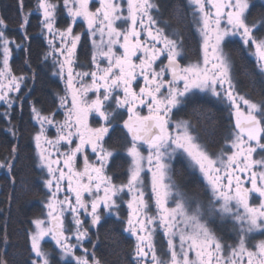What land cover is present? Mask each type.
<instances>
[{"label":"snow or ice","instance_id":"snow-or-ice-1","mask_svg":"<svg viewBox=\"0 0 264 264\" xmlns=\"http://www.w3.org/2000/svg\"><path fill=\"white\" fill-rule=\"evenodd\" d=\"M260 2L258 18L250 20L251 0H189L202 37L203 58L202 64L198 60L184 66L181 33L161 25L156 0H126V8L125 0H98L94 9L91 0H62L69 21L65 28L58 26L60 0H37L33 10L42 17L39 24L48 43L45 59L52 58L53 74L65 88L63 95L57 94L63 120H56L55 113L42 114L34 105L31 108L39 125L33 139L36 166L44 177L42 215L46 219L31 221L29 264H102L92 229L98 227L103 213L120 219L119 200L124 195L128 214L123 231L135 238L134 264H264V239L255 243L254 250L247 246L248 234L264 233V97L254 101L240 93L232 59L224 50L229 38L238 37L241 50L254 57L264 77V0ZM19 4L23 14V0ZM77 20L91 38L93 67L87 71L75 67L81 40L72 27ZM27 22L25 18L20 25L25 39ZM6 28L0 18V106H4L0 115L15 136L11 112L17 105L22 109L30 77L17 76L10 67L11 47L20 43L9 38ZM49 36L58 37L60 46ZM26 66L31 67L28 61ZM197 92L209 102H226L234 119L217 154L200 143L186 121L176 118ZM89 93L95 98L89 99ZM113 100L115 107L109 111ZM121 109L128 114L123 127L131 137L126 150L130 165L126 182L117 184L106 171L112 152L104 138ZM90 114L103 123L91 127ZM50 128L56 131L54 138L48 135ZM89 147L94 160L87 155ZM17 153L18 146L13 145L11 159L0 161V169H8L13 185ZM78 155L83 156L82 169ZM181 156L206 183L207 208L199 202L193 207L192 197L173 180L172 162ZM145 162L151 173L150 198L145 196L142 179ZM252 194L258 196V204L250 202ZM215 216L233 221L236 242L226 245L216 235L210 227ZM82 217L88 218L87 224ZM157 232L166 239V254L157 250ZM46 240L54 248L46 249ZM0 243H8L6 231L0 233ZM0 264H7L2 255Z\"/></svg>","mask_w":264,"mask_h":264},{"label":"flooded vegetation","instance_id":"flooded-vegetation-1","mask_svg":"<svg viewBox=\"0 0 264 264\" xmlns=\"http://www.w3.org/2000/svg\"><path fill=\"white\" fill-rule=\"evenodd\" d=\"M15 1L17 23L14 20L15 17L12 18L13 20L9 17V7L7 4H5L4 6L6 19L3 18L7 25L6 32L9 38L20 43V47H17L16 44H13L11 47L12 54L10 57V67L13 70V73L15 75L18 74V72L15 70V66H13V54L14 51H19V49H21L23 55L22 61L25 65L26 61H28L31 65L30 68L26 66L25 69L26 74L31 76V78L27 82L29 87L24 89V91H28V94L26 96L28 97L29 94L33 91L34 87L32 86L36 80V76H34V80L32 79L33 73L35 75V71L30 74L31 69H38L41 72V69L45 68L44 63H46V61L51 63L50 68L52 70L50 69V73L52 77L54 76L56 85H58L57 94L59 93L63 95L65 84L59 76L53 74L56 69H54L53 67L52 58L49 57L45 59V49H48V43L45 39V34H42V30L39 24V20L42 17H40L37 11L33 10L36 7L37 0H23V14L21 13L19 0ZM156 2L160 5L158 19L161 25L170 26L168 27V31L175 29L181 33L180 39L183 44V55L180 58V63L184 66H187L188 64L196 63L199 60L202 64V37L196 24L193 22L192 6L190 5L189 0H156ZM60 5L61 10L58 12L57 16L58 26L60 28H65L67 27L69 21L66 13L62 11V0H60ZM91 6L93 7V9L98 6V0H91ZM255 6L250 9V20L258 18V13L261 11V9H258V7H261V3L257 4V8ZM25 18H27L28 21L26 25L27 39L24 38L25 32L20 27L22 21ZM124 26L125 25L121 23V27ZM72 27L75 33L81 35V40L78 43L76 50V70H90L93 67L90 62L91 38L86 33V26L82 23V21L77 20L72 25ZM48 39H54L57 47L60 46V41L58 37L53 38L49 36ZM229 40L230 43L226 42L224 50L231 57L233 62L234 83L241 94H246L252 100L256 101L254 98L251 97L250 92L246 88H242L241 77L239 75V71L236 69L235 66V63L239 59V57H243L244 59L248 60V63L251 64L252 72H254V67H256L254 63V57L250 56L247 51L241 50L242 45H240L238 37L229 38ZM30 46L33 48H40L37 60L34 64L35 66L32 65V62H30L29 60L28 49H30ZM59 59H63V57H59ZM164 62L166 63L167 61L165 60ZM88 80L90 81V77L88 78ZM139 83L143 84L142 79L139 81ZM135 90L138 92L139 87L137 86ZM120 95H122V93H120ZM91 96L93 95L91 94ZM18 107L19 105L15 106V113L18 112ZM114 107L115 101L113 100L110 103L108 110L111 111ZM3 111L4 106H0V113H3ZM119 113L120 114L117 115L115 120H113L109 125V132L104 138L105 147L112 152V155L109 157L108 160L106 171L109 175L113 176L114 181L117 184L126 181L125 179L128 175L127 168L129 167L130 158L128 157L126 150L128 147H130L131 141V137L127 134V130L123 127V122L127 119L128 114L124 109L119 110ZM142 114H147V108L142 109ZM60 117L61 118L59 121L64 119L63 109H61ZM176 118L186 121L190 125L193 135H197L199 137L200 143H202L208 149V151L213 154H217L221 151L225 143L224 137L228 134V131L232 127H234V119L230 115V109L226 107V102H209V98L206 97L205 94L199 92L196 93L191 103H187L186 105L182 106V110L179 112ZM88 122L91 127H95L98 123V125L103 123L95 114H91L89 116ZM32 124L35 128L33 119ZM48 135L50 138L56 136L53 133V129L51 128L48 131ZM143 151L145 153L147 150L143 149ZM87 155L90 157V159H95V157L91 153V149H87ZM172 169L173 180L176 182L181 191L187 193L190 197H192V206L195 207L196 203L199 202L203 204L205 208H207L208 201L210 198V192L206 186V183L203 181L201 175L199 174L198 170L194 171L193 169L189 168L182 156L178 157L172 162ZM246 186L251 187L250 184ZM148 192L149 193H147L146 198H150L151 196L150 191ZM124 197L125 195L120 198V219H117L114 215H108L107 213H103L102 220L98 227L92 229V240L95 243V253L97 258L99 259L97 251L99 245H101V242H103V233L107 230L112 233L115 232L114 235L116 237H121L125 245L124 260L126 264H134L133 255L135 238L131 237L130 234L123 231L124 227L126 226L124 221H126L128 214L127 209L123 210V206L125 203L122 200L126 198ZM250 202L252 204H258V196L256 194H252L250 197ZM82 218L85 219V222L87 224L88 218ZM70 223L71 219L69 221L68 217L66 220V224L70 225ZM210 227L213 228L216 235L222 240L224 244H233L237 241L236 232L233 231L232 220H225L221 219L219 216H215L211 219ZM262 239H264V233H250L247 237V246L254 250L255 243L259 242ZM154 241L158 252L166 254L167 244L162 232L156 233V235L154 236ZM87 246L91 249L92 243L87 244ZM100 260L103 264L104 262L102 261V259Z\"/></svg>","mask_w":264,"mask_h":264},{"label":"trees","instance_id":"trees-1","mask_svg":"<svg viewBox=\"0 0 264 264\" xmlns=\"http://www.w3.org/2000/svg\"><path fill=\"white\" fill-rule=\"evenodd\" d=\"M260 3V0H252L253 7L256 5L257 8V4ZM5 4L9 7V17L11 19L15 17L14 20L17 23L15 0H0V17L6 19ZM258 9L260 10L261 7ZM39 50L40 48L31 46L28 49L32 65L37 60ZM47 50L46 48L45 54ZM13 55V66L18 72L17 75L25 74L26 65L22 61V50L14 51ZM44 64L45 68H42L41 72L38 69H31L30 74L35 71L34 76H36L32 86L34 89L28 97H24L22 109L19 106L17 113L11 112L12 125L16 130L15 136L9 130L10 125L7 119L0 115V161L11 159L9 153L13 145L18 146L14 185L12 178L7 175L8 169H0V233L6 231L8 234V243H0V255L7 260V264H29L30 249L27 234L31 228V220L39 217L43 210L42 201L45 199V190L42 181L44 177L36 166L30 141L34 131L31 107L34 105L41 110L42 114H50L54 112L58 104V85L50 73L51 65L47 61ZM235 64L241 77L242 88H246L256 101L264 97V77H261L258 69L254 67L255 71L252 72L251 64L243 57H239ZM28 76L31 78L30 75ZM55 118L60 120L58 113H55ZM114 234L115 232L108 230L103 233L104 239L98 247L97 255L99 259H102L103 264H126L125 245L121 237H116ZM44 247L51 248L46 243ZM56 258L54 255L53 260Z\"/></svg>","mask_w":264,"mask_h":264},{"label":"rangeland","instance_id":"rangeland-1","mask_svg":"<svg viewBox=\"0 0 264 264\" xmlns=\"http://www.w3.org/2000/svg\"><path fill=\"white\" fill-rule=\"evenodd\" d=\"M16 51H18V50H16ZM50 65H51V63H49ZM52 64H53V60H52ZM91 94L93 95V96H91ZM95 98V95H94V93H89V99H94ZM53 113H58L59 114V118H61L60 117V113H61V109L59 108V106H58V104H57V108H55L54 109V112ZM63 113H64V110H63ZM91 115V114H90ZM94 115V114H93ZM62 116H63V114H62ZM32 119H33V115H32ZM33 121H34V124H35V128L33 129L34 131H33V133L31 134V136H30V141H31V147H32V151H33V155H34V159H35V162H36V156H35V152H36V149H35V143H34V139H33V137H34V135H35V133H36V131L38 130V128H39V125L36 123V121L33 119ZM59 121V120H58ZM99 124V123H98ZM96 125L95 127H99L100 125ZM51 129H53V133L56 135V131H55V129L54 128H51ZM54 138V137H53ZM75 146V142H74V144H73V147ZM64 148L65 149H67V145H65L64 146ZM64 149V150H65ZM87 149H90V147L89 148H87ZM145 154V156L147 155V151L144 153ZM257 155V158H259V153H257L256 154ZM130 158V157H129ZM129 165H130V163H129ZM78 167L80 168V169H82L83 168V156L82 155H78ZM38 168V167H37ZM129 168V167H128ZM127 168V169H128ZM147 168H148V165H147V163L145 162V171H144V173L142 174V179H143V181H144V191H145V196H147V193H149L148 191H150V193H151V173H149L148 171H147ZM39 169V168H38ZM128 172V171H127ZM127 178H128V175H127V177H126V179L125 180H127ZM43 182V181H42ZM123 182H126V181H123ZM66 183V182H65ZM45 190V189H44ZM126 197V198H125ZM125 199H123L122 201L125 203L124 204V206H123V210L124 209H127V206H126V200L128 199V197L125 195ZM119 203H120V200H119ZM122 204V203H121ZM43 205V204H42ZM45 212V209L43 208V210H42V213H44ZM127 212H128V209H127ZM42 213H41V215L39 216V217H37V218H44V219H46V216L45 215H42ZM70 217H69V221H70ZM33 220V219H32ZM31 220V221H32ZM30 227L32 228L33 227V225H32V223L30 224ZM30 228V229H31ZM44 244L46 243L47 245H48V247L50 246L51 248H54V245L52 244V242L50 241V240H46L45 242H43ZM28 245H29V243H28ZM29 249H30V245H29Z\"/></svg>","mask_w":264,"mask_h":264}]
</instances>
